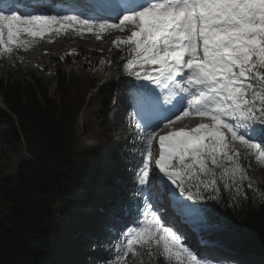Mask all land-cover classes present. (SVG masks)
Instances as JSON below:
<instances>
[{
    "label": "snow or ice",
    "instance_id": "snow-or-ice-1",
    "mask_svg": "<svg viewBox=\"0 0 264 264\" xmlns=\"http://www.w3.org/2000/svg\"><path fill=\"white\" fill-rule=\"evenodd\" d=\"M24 7L31 10L0 0V56L46 35L129 33L112 43L134 77L126 87L142 140L133 183L143 219L122 233L115 264L145 254L166 264H224L189 246L184 228L226 229L212 205L252 199L247 161L264 162V0H102L83 5L87 18ZM186 118L198 122L181 126Z\"/></svg>",
    "mask_w": 264,
    "mask_h": 264
},
{
    "label": "trees",
    "instance_id": "trees-1",
    "mask_svg": "<svg viewBox=\"0 0 264 264\" xmlns=\"http://www.w3.org/2000/svg\"><path fill=\"white\" fill-rule=\"evenodd\" d=\"M118 59H123L122 52L103 64L100 76L93 81L94 89L96 84L100 92L106 88L109 97L118 88L107 83L101 86L99 82L104 79L107 65ZM65 60L70 63L71 55L67 54ZM86 63L82 59L77 70H87ZM11 65L19 71V78L0 79V98L5 108H0V147L21 144L24 138L35 146H28L33 159L19 166L12 178L14 186L7 180L0 182V264H115L113 245L120 237L106 226L111 217L103 211L91 217L83 208L90 204L108 210L115 205L110 214H121L122 203L129 199L125 187V182L131 180L129 169H116L106 181L115 189L116 200L106 203L107 197L94 195L93 190L105 181L101 158L105 146L99 141L98 147L89 146L79 152L75 148L76 109L70 96L71 89L80 85L73 76L75 70H57L52 95L51 80L35 74L31 65ZM103 113L104 120L90 137L103 138L111 130L105 119L109 110L103 108ZM129 130L124 128V132ZM251 177L255 190L250 202L236 201L234 206L221 201L212 209L228 221L227 228L234 230L239 240L255 247L264 257V186ZM130 197L139 200L134 195ZM129 264L166 261L145 254L139 261L129 260Z\"/></svg>",
    "mask_w": 264,
    "mask_h": 264
},
{
    "label": "rangeland",
    "instance_id": "rangeland-1",
    "mask_svg": "<svg viewBox=\"0 0 264 264\" xmlns=\"http://www.w3.org/2000/svg\"><path fill=\"white\" fill-rule=\"evenodd\" d=\"M121 33V38H126V36L129 34L127 32ZM61 34L59 36L46 35L42 39L37 38L33 41L32 46L28 50L21 49L12 56H4L2 59L0 58V79L19 78V71L11 65L13 62L21 66L29 64L34 68L35 74L41 75L44 78L51 80L49 92L53 95L55 92L54 77L57 73V70L62 69L67 72L75 70V74H73V76L77 82H80L78 88L73 87L70 91V96L75 102L76 109L74 125L75 129L73 127V129L76 131L74 135L75 148H77L76 150L79 152L80 150L89 146L98 147L100 144L98 143L99 141L104 143L105 150L101 158H103L102 178L105 179V181L102 180V184L93 190V194L96 196L102 194L103 196L108 197L109 195L113 194L111 192H114L113 186H107L106 181H109V175L122 166H128V158L134 151L139 150L140 152L143 150L142 140L140 138L139 132H134V136L137 137L134 142L130 140V136H126L125 133H123L124 125L127 123L126 120L129 118V113L125 115L120 113L119 120H116L119 110L124 107V100L131 96V88L126 87V85H129L128 83L130 80H128V77L122 75L125 72L123 70V65L126 63V60L124 58L118 59L116 62H112L113 64L107 65V70L105 72V76L103 77L104 79L99 82V85L101 86L107 83L112 84L113 87L121 86V89L126 91V96L123 97L120 92H117L116 98L113 99L112 96L109 97L108 93L106 92V88L103 90L105 92H100L99 90H96L98 87V84H96L94 89L93 81L95 78L100 76L99 73L103 70V64L98 62L100 60L109 62L106 60V57L109 58V56L116 52L118 48L114 44H112L111 49L99 47L100 42L96 41L94 36L89 33H72L75 39L82 35L83 37L81 38V41L74 40L68 36H64L65 38L61 37ZM109 34L110 32L101 34L102 40L100 41L105 40L108 36L112 37L114 33H111L110 35ZM60 37V42H63V44H58ZM120 50L123 49L121 48ZM76 52L79 53L78 57L76 56ZM67 54L71 55L70 63H67L65 60ZM82 59H86V65L89 68H87V70L79 71L77 69L80 68ZM89 59H95V62L97 63L93 64V62H90ZM103 108H107V110H109L111 113L107 118H105L107 123L110 125L111 130L106 131L103 138L95 135L90 137L92 133L97 131L99 122L104 120ZM127 109L128 108H126V110ZM132 124L133 122L129 121V125L132 126ZM119 129H121V131H118ZM30 144L35 146L31 140L24 138L21 144L10 145L9 143H6L0 147V182L7 180L10 182L11 187L14 186V183H12V178L17 172L19 166L25 160L33 159L32 154H30L28 150V146ZM139 161L140 159L131 166H128L133 176H135L134 169ZM247 164L249 166L250 175L253 176V178L259 184L264 186V162L249 159ZM83 210L86 211V215L91 217H97L101 210L105 211L104 208H99L95 205L86 207V209ZM114 218L115 222L123 221L126 225L129 223V218L122 219L119 216ZM222 231L226 232L230 239L236 238V235L232 230L229 231L227 229H223ZM123 232H127V230L124 229ZM222 242L226 244H223L221 247L231 249L229 252L232 254H240L238 257H240L243 263L264 264V258L260 256L257 250L249 249V257H247L243 255V252H240L236 248L234 242L228 241V239L225 237H222ZM69 244L70 242L66 243L67 246ZM246 258L247 261L245 260ZM54 259L56 261H60L58 255H54ZM128 259L139 261L141 257H129Z\"/></svg>",
    "mask_w": 264,
    "mask_h": 264
},
{
    "label": "bare ground",
    "instance_id": "bare-ground-1",
    "mask_svg": "<svg viewBox=\"0 0 264 264\" xmlns=\"http://www.w3.org/2000/svg\"><path fill=\"white\" fill-rule=\"evenodd\" d=\"M54 1H56L58 4H60V3H66V2H70V3H72V2H76L77 1V3H78V1L79 0H54ZM20 10L22 11V12H27V11H29V8H27V7H24V5L23 4H21V8H20ZM111 33H114L113 34V38L112 37H110V36H108V37H106V39L105 40H103V41H99L100 42V46L99 47H105V48H107V49H111V47H112V41H113V39H115V37H117V36H120L121 37V35H122V33L121 32H119L118 30H113V31H111L110 32V34ZM109 34V35H110ZM72 35V33H68V34H65V33H62L61 34V37H64V36H68L69 38H72V39H74V40H80L81 41V38L83 37L82 35L80 36V37H78L77 39H75L74 37H73V35ZM61 37L59 38V40H58V44H63V42H60V40H61ZM65 38V37H64ZM64 40V39H63ZM64 42H65V40H64ZM77 42V41H76ZM69 43V42H68ZM98 44V43H97ZM68 45V44H67ZM77 45V44H76ZM46 48H48V47H46ZM122 75H124L125 77H127L128 75L126 74V72H124V74H122ZM130 84V83H129ZM131 97V96H130ZM156 146L158 147V145L156 144ZM155 147V146H154ZM154 158H158V152H154ZM220 231H222V230H220ZM208 232H209V234H208V237H209V239L210 240H214L215 239V235L212 233V231L210 230V229H208Z\"/></svg>",
    "mask_w": 264,
    "mask_h": 264
}]
</instances>
